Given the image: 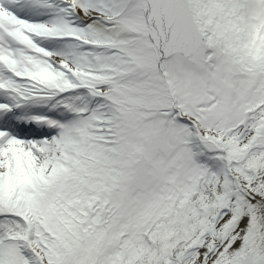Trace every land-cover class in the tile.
Instances as JSON below:
<instances>
[{
    "label": "snow or ice",
    "instance_id": "snow-or-ice-1",
    "mask_svg": "<svg viewBox=\"0 0 264 264\" xmlns=\"http://www.w3.org/2000/svg\"><path fill=\"white\" fill-rule=\"evenodd\" d=\"M0 264H264V0H0Z\"/></svg>",
    "mask_w": 264,
    "mask_h": 264
}]
</instances>
